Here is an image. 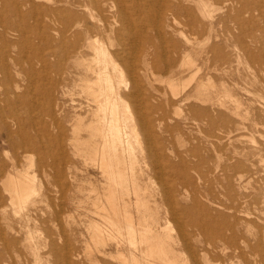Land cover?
<instances>
[{
	"label": "rangeland",
	"instance_id": "obj_1",
	"mask_svg": "<svg viewBox=\"0 0 264 264\" xmlns=\"http://www.w3.org/2000/svg\"><path fill=\"white\" fill-rule=\"evenodd\" d=\"M18 1L0 0V15L2 16H0V28H2L0 29V35L2 36H0V54H3L0 62L6 63L4 60H8L9 62H7L10 63L9 66L8 63H6L7 67H9L7 77L9 82L6 84V91L9 93L11 92L9 96L7 95V99L14 101L16 97L23 95V97L31 98L33 103L35 101L33 106L30 104V106H32L31 108L30 106L27 108L23 107L25 110H23L22 104L16 105L17 109H19L15 110L16 112L14 113H17L18 116H22V118L35 117L32 118V120L35 121L34 128L28 126L29 123L26 124L25 120L23 121V125H25L26 129L32 134H36L37 131L42 133V135H40L42 138V145H45L46 140L51 134L54 136V134H58V131L61 132L62 126L60 124L64 125L63 128H66L65 136H61V141L64 142V146L60 150L55 147L56 149L54 148L53 151V153H56V155L54 154V158L58 160L60 157L58 162L61 167V176L59 174L58 177V165H55V169H53V167H47V165L43 166V164H41L43 160L48 164L51 163L54 161L53 157L29 150L23 152L20 148L10 146L11 142L17 141L19 137L16 133V125L12 124V116L10 117L9 114L12 110V104L4 101L6 95L3 93V87L0 86V106L2 108L5 107L3 113L8 123L7 127L0 128L1 178L4 177L8 171L15 170L17 167L18 169H27L30 174L33 173L36 175L35 181L38 183L35 201L36 205L34 204L33 207L32 204H29V212L32 214L34 220H36L30 221L31 226H37L38 224V226L34 228L36 236H41V238H43L45 237L44 235L49 234L55 238V240H61L58 242L61 244L62 252L64 248H73L75 252L77 250L76 255L71 257V264H121L119 258L116 257L117 254L115 252L114 241L108 237H104L105 243L98 242L97 239L94 238V232H92L94 231L95 223L99 220V217L97 213L93 212L95 208L93 200H89L90 197L86 195H88L90 189L102 186L105 182V177L102 175L99 169L100 167L93 164V161L87 158V154H78L76 152L72 143L74 140L72 126L74 121H76L75 117L78 112H82V114L85 115L87 109H85V96L79 93L76 87L74 88L73 82L69 81V84H64L65 82L62 84L61 82L62 75L59 66L61 67L62 64L65 65L66 63V59L63 57L61 58V50L66 45V42L63 41V38H60L62 34H57L54 29L60 28L59 31L57 29L58 33H61V29H63L61 27V9L59 7L65 4L66 0H36L33 4L29 2L26 3L27 0ZM53 1H55V3ZM150 1L153 5L149 7L150 12L153 17H156L159 10V0H149L148 2L150 3ZM41 2L44 3L41 4ZM27 4H29L28 6H30V8ZM17 5L20 7L15 9ZM55 5L60 9L57 12V15H60L58 16L59 23L53 24V21L50 20L51 18L47 15L49 11L47 9H49V7L56 8ZM144 5L145 4H141L140 7H144ZM220 5H215L217 9L213 12L214 20H216L218 16H225L226 8L218 9ZM66 6H68L69 9L73 8L70 4ZM69 6H71V8ZM74 8L76 9V7ZM74 8L72 10H74ZM14 10H16V12ZM27 10L30 11L28 12ZM21 11H23V13H21ZM255 11L253 13L244 14L245 19L247 18V22L243 26L244 30L240 27V30L245 31H242V33L245 34L243 38L245 42L241 41L240 44L242 45L243 43V45L247 47L250 44V51H246L245 53L243 50H241L240 53L233 51L231 55V69H229L228 72L211 71L209 74L203 75V79H201L202 81L205 80L203 82L207 80L215 82L214 87H210L207 90L205 89L203 94L205 100L200 97L203 91H201V89L196 90L200 80H190L189 72H179L181 65H179V63L185 60H183L184 53L188 54L190 52L192 57L199 62L197 59L198 55L195 53L196 47H193L194 49L192 50L185 41L186 35L190 32L189 28L183 24L185 17L179 14L176 17L177 20H171V16H169V18H167L168 21L161 24V39L163 40H161L160 37L158 38L154 26L152 25H149L150 28H148V26L144 28L143 26L141 30L147 33L146 36H150L149 39L152 41L155 39L153 43L155 42L154 44L157 50L156 55H158L157 57H159L161 63L164 64L168 62V60H173L176 63L175 69L177 71L174 73L168 70H164L163 72L155 71L153 74L148 72L150 75L147 74V77L141 73L138 77L139 85H142V87L137 91L139 95L141 94L142 99L138 100L135 97V99L129 101V104L134 114L142 110L150 118V125L153 127L151 128L153 129V139H151L153 143H147V137L143 133V128L141 129L139 122L136 123L135 126L140 132L143 148V155L139 156L140 159L137 172L139 173L142 170V173L140 172L142 187L144 189L146 188L145 190L152 195L153 200H156V203L151 202L150 205L152 208H156L162 222L167 221V224L169 223L166 231L171 233L173 238L178 237L183 231L185 236L187 235L186 238L190 243L186 250L181 247V242L176 244L179 251L178 254L181 257L180 260L182 259V263L184 262L183 264H186L185 259L190 261L188 262L189 264H208V261H210L209 264H264V65L262 63L264 62V44H262L264 43V18H262L264 15L258 13L259 11L257 10ZM14 14L16 16H14ZM25 14L29 15L26 17ZM32 15L42 18V21H44L38 22L35 18L31 17ZM251 16L253 19H251ZM258 16L259 18H257ZM18 17L19 19L16 20ZM28 18L33 20H29V22ZM35 22L37 25L34 24ZM50 22H52L55 27ZM47 23L49 25H47ZM17 24H19L18 27ZM50 24L54 29H52ZM90 24L91 27L94 28L92 20L89 21V25ZM56 25H58V27H56ZM8 26L12 29L7 28ZM251 26L253 28H251ZM21 30H23V34H20ZM233 30H237L235 32L240 31L235 25H233ZM218 31L220 33L222 32V30H218V26L216 25V32L218 33ZM171 34L173 35V41H170L172 36L170 37L169 35ZM248 34L252 35L254 39L248 36ZM123 36L127 38L126 33H124ZM219 37L215 39V33L213 31L208 45L221 43ZM125 40L126 42L128 41L127 39ZM143 40L144 38L141 39L139 43L137 41L135 44H133L134 42L131 45L129 44L131 48L129 55L131 57L141 58L140 55L144 48ZM114 43L116 44L115 47H121V44H118L117 41ZM240 44L238 47H240ZM173 45L175 47H173ZM6 48L9 50H6ZM252 48H255V51H252ZM260 48H263V50ZM224 50L226 49L222 51ZM256 51L259 53H256ZM7 52H10L11 55ZM51 52H53V55ZM12 54H15V56H12ZM19 55H21L23 63V72H18L12 65V60ZM4 57L8 58L5 59ZM38 57H43V60H39ZM47 60L48 62H46ZM28 61L30 63L32 62V65L28 64ZM33 62L37 66L34 65ZM41 62H44L46 65ZM29 65L33 67L29 68ZM43 65L44 68L46 67L45 69ZM24 66L25 70L27 68L26 71L24 70ZM28 68L31 70L28 71ZM56 68L59 70L56 71ZM71 70L73 72L72 74H75V68H71ZM63 77L65 76L63 75ZM72 77L73 75L71 78ZM148 77L150 78V82L148 81ZM227 80L229 82L232 81V83H229ZM171 81L178 84L176 87L177 89L175 88L176 91L172 89L170 85ZM222 81L223 84L226 83L228 89L230 88L229 90L232 94L238 97L241 95L240 109H238L237 114L232 110L233 103L228 98L225 99V104H221L223 107L220 105L221 99H224V92L221 86ZM16 82L20 83L17 84ZM231 84L232 87H230ZM233 87H235V89ZM13 89L17 90L14 91ZM14 93H16L17 96ZM80 104H82L84 108L81 109L79 106ZM159 114L160 117L162 116L161 119ZM164 116L165 118L163 119ZM47 128L48 131L46 130ZM82 133L83 136L86 137L85 131ZM53 138L55 139V137ZM71 139L73 140L71 141ZM149 148H155L159 153L164 154L162 155L161 161L163 163L165 161L168 163L165 162L166 164L164 163L162 169L152 166L151 158L149 157ZM65 149L66 151H64ZM61 153L66 154V157ZM44 156L46 157L45 159ZM29 162L31 163L29 164ZM220 164H222V166H220ZM28 165L30 166V168L28 167L29 169L26 167ZM236 167L238 168L236 169ZM228 178H230V180ZM3 191V189L0 190V197L2 198H0V205L2 207L6 204L5 207H7L8 198L6 199L5 197H7L8 194ZM166 191L172 194L173 203L165 200L164 195ZM10 214L12 215V213ZM15 215H12V221L15 226L19 225L20 227L26 224V221L21 218V215ZM234 220L236 223L233 222ZM211 221L213 225H211ZM237 222L239 224H237ZM221 224L223 226H221ZM205 225L212 226L214 229L216 227H230L226 230V233L229 236L232 235L234 239H238L237 242L240 247H242L239 248L240 252H232L229 248V250L226 249L227 251L221 250L218 238L215 244L209 245L206 238L213 235V233L210 234V236H207L208 234H203L200 229L206 227ZM5 226L6 221L3 219L0 212V228L4 229ZM231 226H233V231H231ZM48 241L49 238L47 239V243ZM257 245L262 247L258 249ZM243 251L245 253H243ZM180 253H182L183 256H181L182 254ZM15 254L14 252L13 257ZM15 257L14 259H19L17 256ZM44 264H54V258L50 256L49 263L44 262ZM64 264H69V262Z\"/></svg>",
	"mask_w": 264,
	"mask_h": 264
},
{
	"label": "bare ground",
	"instance_id": "obj_2",
	"mask_svg": "<svg viewBox=\"0 0 264 264\" xmlns=\"http://www.w3.org/2000/svg\"><path fill=\"white\" fill-rule=\"evenodd\" d=\"M35 1L36 0H27L26 3L29 2L33 4ZM148 1L149 0H66L65 4L63 5L60 4L61 7L59 8L61 9V13H60L61 15L58 13L61 16V25H62L61 27L63 28L61 29V33L60 32L58 33L60 28L59 29L57 28L58 29L57 31L56 28L54 29L52 27V25L54 23H57L59 20L58 17L59 15H57V12L60 9H58L56 5H55L56 8L49 7V9H47L49 10L47 15L48 17L51 18L50 20L53 21V24L52 22H50L52 24V25L50 24L52 29H54L57 34L60 35L62 34V36L60 35L59 36L60 38H63V41L66 42L65 43L66 45L61 50V58L63 57L66 59L65 65L62 64L61 67L59 66V69H61L60 72L62 77L63 75L65 76L63 78L61 77V82L62 84L64 82H65L64 84H69L70 83L69 81L73 82L74 88L76 87L78 92L82 93L83 96H85L86 98L85 109L87 110L85 115H83L82 112H78L76 117L74 116L76 118L75 119L76 121L73 120L74 123L72 126L74 140L71 139V141L73 140L72 143L74 145L76 152L78 154L80 153L87 154L88 155L87 158L92 160L93 164H96L100 167L99 169L101 170L102 175L105 177V182L102 184V186H100L101 189L100 187L92 188L88 192V195H86L90 197L89 200H93V204L95 206L93 212L97 213L99 217V220H97L95 223L94 231H92L94 232L93 233L95 236L94 238L101 243H105L104 237H108L109 239H112V241H114L115 243L114 247H115V252L117 254L114 255H116V257L119 258L121 264H183L184 262L182 263V259L180 260L181 257L178 254L179 251L176 247V244L181 242V247L186 250L187 247H189V243H190L186 238L187 235L185 236L184 231L182 233H180L181 232L180 231L179 233L181 234V236L179 234L178 237L173 238L171 233L166 231L168 228L167 225L169 223L167 224V221L162 222V219L159 217L156 208L155 207L152 208V206L150 205L151 202L156 203V200H153L152 195L149 194L147 190H145L146 188L144 189L142 187L140 181L141 180L140 175L142 173V170L140 171L141 173L137 172L139 159H140L139 156L143 155V148H142V139L140 137V132L136 129L135 126L136 123L139 122L141 129L143 128V133L147 137V143L148 144L153 143V141L151 140L153 139L152 137L153 129H151L153 127L150 125V118L142 110L134 114L131 109V105L129 104V101H132L133 99H135V97L138 100L142 99L141 94L139 95V92L137 91L140 87H142V85L141 86L139 85L138 77L139 75H141V73H143L147 77V74L149 73L153 74L155 73V71L163 72L164 70H168L172 73L177 71L175 69L176 63L173 60H168V62L165 61L166 63L164 64L161 63V60L159 59V57H157L158 55H156L157 53L156 45L154 44L155 42L153 43L155 39L152 41L151 39H149L150 36L148 35L146 36L147 33L141 30L143 26L144 28L147 26L148 28H150L149 25H152L154 26L158 38L160 37L161 39L162 37L161 24L168 21L167 18H169V16H171V20H177L176 17L179 14L185 17L183 24H185L190 31V32L188 31L189 34L186 35L185 41L189 45V47H191L192 50L194 49L193 47H196L195 53L198 55L197 59L199 60V62H197L196 59L192 57L190 52L188 54L184 53L183 60L184 59L185 60L184 61L182 60L183 62L179 63V65L181 64L179 72L180 73L181 72L183 73L184 71L189 72L190 80L191 79L200 80L199 83L197 84L196 90L201 89V91H203L201 92L200 95V97L203 98L205 89L207 90L210 87H214L215 84V82L211 81L213 83L212 84L208 80L206 82H203L205 81V80L203 81L201 80L203 79V75H207L211 71L228 72V70L231 69V55L233 54V51H235L236 53H240L241 50H243L244 53L246 51L247 52L250 51L249 50L251 49L249 47L250 44L248 47L246 45H243V43L242 45L240 44V42L243 41V38L245 36V34L242 33V31L244 30L243 26L247 22V18L245 19L244 14L253 13L255 10H257L259 11L258 13L260 14L262 13L264 15L263 13L264 0H159L158 1L159 10L156 17H153L152 13L150 12L149 7L153 5L151 1L150 3ZM53 2L55 3V1ZM42 3L44 2H41V4ZM67 3L73 6V8L76 7V9L74 8V10H72L73 8H71V6H69L71 8L69 9L68 6H66L68 5ZM141 4H145L144 7H140ZM217 4L219 5L221 4L220 7H218V9H222L224 7L226 8L225 16L222 15L218 16V18L216 17V20H214L213 12L217 9V7L215 6ZM28 5L29 4H27V6ZM17 7L20 6L17 5L15 9ZM28 7L30 8V6ZM14 11L16 12V10ZM21 13H23V11H21ZM28 15H26V17ZM14 16L16 15L14 14ZM259 16L257 18H259ZM31 17L35 18L36 21L38 22L44 21V20L42 21V18L35 17V15L34 16L32 15ZM262 18H264V16ZM18 19L19 17L16 20ZM251 19H253V17ZM29 20H33V19L28 18V21ZM91 20L93 21L94 28L91 27V24L89 25V21ZM34 24H36V22ZM47 25L49 24L47 23ZM58 25H56V27H58ZM216 25L218 26V30L219 29L220 31L222 30L223 33L222 32L220 33L219 31L218 33L216 32ZM233 25L237 26L239 30L240 27L241 29L243 28V30L235 32L237 30L235 31L233 30ZM18 26L19 24H17V27ZM53 26L55 27V25ZM7 28L10 27L8 26ZM251 28L253 27L251 26ZM23 30H21L20 34L21 33L23 34L22 32ZM213 31L215 33V39L220 36L219 38L221 43H213L211 45H208V42H210L209 39L212 37ZM124 33L127 34V38H124L123 36ZM169 36L170 37L172 36L170 41H173V35L171 34ZM248 36L252 37V35L249 34ZM143 38H144L143 40L144 48L142 49L140 55L141 58L131 57L129 55L131 49L130 45L133 42H134L133 44H135V42L137 41L139 43ZM113 39L117 41L118 44H121V47H115L116 44L114 43L115 41ZM125 39H127L128 41L126 42ZM256 43H257V39H256ZM239 44L240 47H238ZM173 47L175 46L173 45ZM223 49L226 50L222 51ZM252 49H253L252 51H255L254 50L255 48ZM260 49L263 50V48ZM6 50L9 49L6 48ZM259 52L256 51V53ZM52 53L53 52H51V54ZM2 55L3 54H0V59L3 57ZM9 55H11V53ZM12 56H15V54L14 55L12 54ZM42 58L38 57L39 60ZM164 59L166 60L165 57ZM4 61L6 63L9 62L8 60H7L8 62L6 60ZM46 62H48V60ZM6 63L0 62V74H1L0 86L3 87V93H5L6 95L4 101L6 103L12 104L11 105L12 110L9 114L10 117L12 116V120H13L12 124L16 125L17 131L16 129L15 131L17 133V136L19 137L17 141L11 142L10 146L14 148L16 147L20 148L23 150V152L24 151L27 152L26 150L35 151L37 153L38 152L41 154L43 153L44 155H48L54 158V154L56 155V153H53L54 148L57 147L59 148L58 150H60L64 146V142L61 141V136L63 135L65 136L66 127L63 128L64 125L60 124L62 126V127L60 126L61 132L56 131L58 134L55 135L53 133L54 136H52V134L51 135L49 134L50 135L49 138L47 139L46 137L47 139L46 143L44 142L45 145H42L41 143L42 138L40 137V135H42V133L37 131L36 134H32L26 129V126L23 125V121L25 120L26 124L29 123L28 126L34 128L35 121H33L32 118L35 117L32 116V114H31L32 117L29 118L26 117L22 118V116H18L17 113H14L16 112L15 110L19 109V108L17 109L16 105L22 104L23 105L22 108L23 107L27 108L30 106V104H32L33 106L35 101L33 103L31 98L23 97V95L20 97L19 96L16 97L14 101H10L9 99H7L11 92L9 93L6 91L7 89L6 84L7 82H9L7 80L9 67H7ZM31 63L29 62L28 64ZM35 63L34 65H36ZM262 63L264 65V62ZM9 64L10 63H8V66ZM22 64L23 63H22L21 55L16 56L12 60V65L13 67H15V69H17L18 72H23ZM42 64L46 65L44 62ZM31 65H29V68L33 67ZM29 68L28 71L31 70ZM71 68H75L74 70L75 74H72L73 72ZM59 69H57L56 71H58ZM24 70H25V66H24ZM72 75L73 77L71 78ZM148 81L150 82V78L148 79ZM229 83H232V81ZM170 85L172 89L176 91L177 89L176 87L178 86V84L176 82L171 81ZM221 86L224 94L223 93L220 94L224 95V99L221 97L222 98L221 101L219 100L220 105L225 104L226 103L225 99L228 98L233 103L232 110L234 111V113L237 114L238 109H240L239 107L241 104L240 101L241 95L240 97H238L232 94L229 90L230 88L228 89V86L226 85V83L223 84V81L221 83ZM230 87H232V84ZM233 88L235 89V87ZM14 94L16 95V93ZM32 106H30V108ZM79 106L81 109L84 108L82 104H80ZM221 106L223 107V105ZM4 108L0 106V128L8 126V123L5 120L6 119L5 115L3 113ZM23 110H25V108H23ZM161 118L162 116L160 117V119ZM164 118L165 116L163 117V119ZM248 127L251 128L250 126ZM46 130L48 131V128ZM84 131L86 133V137L83 136L82 132ZM53 137H55V139ZM149 149H150L149 157L151 158L152 166L154 168L162 169L164 167V163L166 162L165 161L163 163L161 161L162 155L164 154L159 153V151L156 150L155 148H149ZM64 151H66V149ZM66 154H63V156L66 157ZM45 158L46 157L44 156V159ZM58 160L54 158V161H52L49 164L43 160L41 164H43V166L47 165V167H53V169H55L54 168L55 165L59 166L60 164ZM30 163L31 162H29V164ZM170 164H171V160H170ZM220 166H222V164H220ZM26 167L30 168L29 165ZM237 168L238 167H236V169ZM57 170H58L57 174L59 177V174L61 176V167L59 166ZM1 171L2 170H0V190L3 189L5 192H7L8 195L5 198L6 199L8 198V204L7 207H5L6 204L3 205L2 207L0 205V212L3 216V219L6 221L5 228L4 229L0 228V264H44V262L49 263L50 256L54 258V264H64L66 262H69V264H71L72 263L71 257L76 255L77 250L75 252L73 248L72 249L64 248L62 252L61 244H59L58 242L61 240H55V238H53L49 234L44 235L45 237L42 236L43 238H41V236L40 237L36 236L34 232V228L37 227L38 224L35 222L37 226H31L30 221L34 220V218L32 214H30L29 212L30 211L29 204H32V206L34 207L37 197L36 192L38 190V183L35 181L36 175L32 173L33 171L31 172L33 174L32 175L29 173V170L27 169L25 170L24 168L18 169L17 167V169L15 170L8 171L5 176L3 174L4 177L2 178H1ZM228 179L230 180V178ZM164 198L167 202L173 203L172 194H169L167 191L165 192ZM10 213H12V215L18 214L17 216L21 215V218H23L26 221V224L23 226L20 224L21 225L20 227L19 225H17L18 227L15 226L12 221V215ZM233 222H235V220ZM212 223L213 222L211 221V225H213ZM237 224L239 223L237 222ZM205 226L206 227L202 226L204 228L200 229L202 230L203 234H208L207 236H210V234L213 233V235L206 238L208 240L209 245L213 243L215 244L218 238V242L220 241L221 250L227 251L226 249L229 248L232 252H236V251L240 252L239 248L242 247H240L239 243L237 242L238 239L236 240L232 235L229 236L226 233V230L230 227L227 226L223 228L216 227L214 229V227L212 226H208V225ZM221 226L223 225L221 224ZM231 231H233V226H231ZM48 238L49 241L47 243ZM256 243L258 244V242ZM261 247L258 246V249ZM14 252L16 253L14 257L17 256L19 258L18 260L14 259L13 257ZM243 253L245 252L243 251ZM181 256H183V254ZM185 260L187 261V259ZM186 261H185L186 264L190 262L189 260L187 262ZM208 262L210 263V261Z\"/></svg>",
	"mask_w": 264,
	"mask_h": 264
}]
</instances>
